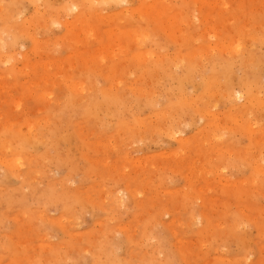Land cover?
<instances>
[{
    "label": "rangeland",
    "instance_id": "obj_1",
    "mask_svg": "<svg viewBox=\"0 0 264 264\" xmlns=\"http://www.w3.org/2000/svg\"><path fill=\"white\" fill-rule=\"evenodd\" d=\"M0 38V264H264V0H0Z\"/></svg>",
    "mask_w": 264,
    "mask_h": 264
},
{
    "label": "bare ground",
    "instance_id": "obj_2",
    "mask_svg": "<svg viewBox=\"0 0 264 264\" xmlns=\"http://www.w3.org/2000/svg\"><path fill=\"white\" fill-rule=\"evenodd\" d=\"M87 1H88V0H87ZM106 1H107V0H106ZM116 1H117V0H116ZM193 1H194V0H193ZM199 1H200V0H199ZM201 1H202V0H201ZM80 2L82 3V1H80ZM80 2H78V3H80ZM93 2H94V0H93ZM95 2H96V1H95ZM195 2H196V0H195ZM87 3H89V2H87ZM90 4L92 5V2H91V1H90ZM90 4H89V5H90ZM94 4H95V3H94ZM116 4H118V3H116ZM150 4H151V3H150ZM81 5H82V4H81ZM95 5H96V4H95ZM97 5H98V1H97ZM97 5H96V6H97ZM77 6H78V5H77ZM168 6H169V5H168ZM70 7L73 8L72 6H70ZM74 7H75V6H74ZM78 7H80V6H78ZM94 7H95V6H93V8H94ZM100 7H101V6H100ZM76 8H77V7H76ZM76 8H75V9L73 8V10H76ZM80 8H81V7H80ZM82 8H83V6H82ZM90 8H91V6H90ZM96 8H97V7H96ZM83 9H84V8H83ZM83 9L80 10L81 15H84V14L82 13V12H83V11H82ZM68 10H69V9H68ZM70 10H71V9H70ZM92 10H94V9H92ZM157 11H158V13H157L156 15H159V14H160V17L164 14V12L162 13L160 10H157ZM157 11H156V12H157ZM84 12H86V11L84 10ZM94 12H95V11H94ZM97 12H98V11H97ZM97 12H96V14H98ZM135 12H136V11H135ZM143 12H145V11H143ZM78 13H79V12H78ZM86 13H87V12H86ZM121 13H122V12H121ZM123 13H124V12H123ZM125 13H126V12H125ZM125 13H124V14H125ZM132 13H133V12H132ZM136 13H138V12H136ZM153 13H154V12H153ZM93 14H95V13H93ZM146 14H147V13H146ZM161 14H162V15H161ZM85 15H87V14H85ZM99 15H100V14H99ZM139 15H141V14H139ZM164 15H165V14H164ZM165 16H166V15H165ZM81 17H82V16H81ZM106 18H107V17H106ZM153 18H154V17H153ZM153 18H152V19H153ZM157 18L159 19V16H157ZM166 21L168 22V19H166ZM167 22H166V23H167ZM74 27H75V26H74ZM88 29H89V28H88ZM88 29H87V30H88ZM115 31H116V30H115ZM118 31H119V30H118ZM118 31H117V33H118ZM120 31H121V30H120ZM179 31H180V30H178V32H179ZM109 32H110V31H109ZM121 32H122V33L119 32V34H121V36H122V40H123L124 38H126V36H128V39L131 38V37L133 36V38H134L133 40H135L136 42H138V39H139V37H137V36L141 34V33H140V34H138V35L136 36V33H133V34H132V33H131L132 31H131L129 34H130V35L132 34V36H130V35H127L128 33L126 34L125 30H123V31H121ZM134 32H135V31H134ZM178 32H177V33H178ZM115 33H116V32H115ZM137 33H138V32H137ZM105 34H107V33H105ZM109 34H110V33H109ZM109 34H108V36H109ZM86 35H88V34H86ZM112 35H113V33H112ZM144 35H145V34H144ZM148 35H149V34H148ZM129 36H130V37H129ZM146 36H147V35H146ZM170 36H171V35H170ZM30 37H31V36H30ZM111 37H112V36H111ZM116 37H117V36H116ZM118 37H119V36H118ZM118 37H117V38H118ZM171 37H173V36H171ZM0 39H1V38H0ZM144 39H145V38H144ZM34 41H35V40H34ZM172 41H173V40H172ZM187 41H188V40H187ZM87 42H88V41H87ZM136 42H135V43H136ZM114 44H115V43H114ZM115 46H116V45H115ZM225 48H226V47H225ZM100 51H101V50H100ZM143 51H144V50H143ZM143 51H142V52H143ZM142 52L138 50L137 53H135L131 58H134V59L137 60L138 62H142V61L144 62V61H147L146 55H145V54H142ZM144 52H145V51H144ZM113 53H114V52H113ZM148 53H149V52H148ZM95 54H96V53H95ZM95 54H94V56H95ZM97 54H98V53H97ZM97 54H96V55H97ZM100 54H101V53H100ZM163 54H165V53H163ZM163 54H162V56H163ZM152 55H153V56H156V55L153 54V52H152L151 55H150V57H149L150 59L152 58V57H151ZM179 55L181 56V54H178V56H179ZM192 55H193V53H192ZM194 55H195V54H194ZM194 55H193V56H194ZM157 56H160V55L158 54ZM162 56H160V58H162ZM164 56L166 57L167 55H164ZM164 56H163V57H164ZM176 56H177V55H176ZM176 56L173 57V58H174L173 61H174V60L177 61L176 63H174L175 61L173 62V64H175V69H176V65H177V63H178V60H176V59H178V56H177V58H176ZM189 56L191 57L190 54H189L188 56H186V57H189ZM86 57H87V56H86ZM92 57H93V56H92ZM92 57H91V58H92ZM168 57H169V56H168ZM168 57H166L165 59H167ZM182 57H183V56H182ZM182 57H181V58H182ZM190 57H189V59H191ZM89 58H90V57H89ZM149 58H148V59H149ZM153 58H154V57H153ZM171 58H172V57L168 58V59H167V62H169L168 60L171 59ZM175 58H176V59H175ZM179 58H180V57H179ZM183 58H184V57H183ZM165 59H162V60L164 61ZM97 60H98V59H97ZM151 60H152V59H151ZM155 60H156V61H160L159 58H156ZM155 60H154V59L152 60V61H154L153 63L156 62ZM184 60H185V59H184ZM191 60H192V59H191ZM165 61H166V60H165ZM185 61H186V60H185ZM170 62H172V61H170ZM156 63H157V62H156ZM159 63H160V62H159ZM159 63H158V65H159L160 67H159V66H158V67H159V68L162 67L161 70L159 69V70L162 72V69H163V66H164V65L162 66V65H160ZM161 63H162V61H161ZM182 63H184V62H181V63H178V64L181 65ZM48 64H49V63H48ZM48 64H45L44 66L46 67V65H48ZM51 64H52V63H51ZM170 64L172 65V63H170ZM170 64H169V63L166 64V65L164 66V68L168 67L167 65H169V68H170ZM44 66H42V68H44ZM156 66H157V65H156ZM172 67H174V65H173ZM187 69H188V68H187ZM165 70H166V69H164L163 71H165ZM172 70H173V69H172ZM155 71H157V70L155 69L154 72H155ZM157 72H159V71H157ZM181 76H182V75H181ZM181 76H180V77H181ZM183 77H184V76H183ZM188 78H191V76L188 77ZM188 78H187V79L185 78V80L187 81ZM183 79H184V78H183ZM44 82H45V81H44ZM182 82H184V80H183ZM45 86H46V85H45ZM75 88H76V87H75ZM76 90H77V89H76ZM139 91H140V90H139ZM228 93H229V92H228ZM137 94H138V93H137ZM235 94H236V93H235ZM235 94H234V95H235ZM36 96H39V95L37 94ZM40 96H41V95H40ZM43 96H44V95H43ZM47 96H48V95H47ZM226 97H227V96H226ZM42 98H44V97H42ZM185 102H186V101H185ZM180 103H181V102H180ZM253 103H255V102H253ZM184 104H185V103H184ZM91 105H92V103H91ZM91 105H90V106H91ZM240 105H241V104H240ZM102 106H103V105H102ZM102 106H101V107H102ZM104 106H105V105H104ZM98 107H99V106H98ZM101 107H100V108H101ZM180 107H181V106H180ZM93 108H94V107H93ZM96 108H97V107H96ZM90 109H91V108H90ZM91 110H92V109H91ZM94 110H95V109H94ZM88 111H89V110H88ZM89 112H90L89 114H91V111H89ZM93 112H94V111H93ZM162 112H163V111H162ZM162 112H161V113H162ZM93 114H94V113H93ZM97 115H98V114H97ZM139 123L141 124V122H139ZM170 127H173V126H170ZM169 129H171V128H169ZM160 131H161V130H160ZM164 131H165V130H164ZM167 131L169 132V130L166 129V135H167V137H168V134H169V133L167 134ZM176 131H177V130H176ZM174 132H175V131H173V132L171 131L170 133H173V134L170 135V136L176 135V134L178 133V131L176 132V134H175ZM136 133H137V132H136ZM158 133L160 134L161 132L158 131ZM250 133H251V132H250ZM32 134H34V133H32ZM134 135H135V134H134ZM168 138H169V137H168ZM172 138H173V137H172ZM173 140H174V139H173ZM176 140H177V139H176ZM179 140L181 141L180 138H179ZM182 140H183V139H182ZM184 140H185V139H184ZM184 140H183V142H181V143H184V142H185ZM195 141H196V140H195ZM177 142H178V141H177ZM186 143H187V142H185V144H186ZM188 143H189V142H188ZM193 147H194V146H193ZM187 149H188V148H187ZM196 149H199V148H196ZM196 149H195V150H196ZM181 153H182V152H181ZM197 153H198V152H197ZM173 155H174V154H173ZM164 156H165V155H164ZM177 156H178V155H177ZM15 161H16V160H15ZM17 161H18V160H17ZM193 162H194V161H193ZM13 164H14V163H13ZM137 164H138V163H137ZM15 165H16V164H15ZM17 165H18V164H17ZM181 165H182V164H181ZM12 167H13V165H12ZM189 167H190V166H189ZM254 168H256V167H254ZM189 169H190V168H189ZM191 169H192V168H191ZM171 170H172V169H171ZM202 170H204V169H202ZM202 170H201V171H202ZM257 170H259V168H258ZM262 170H263V169H262ZM205 171H206V170H205ZM202 172H203V171H202ZM215 172H216V171H215ZM256 173H258V172H256ZM263 173H264V172H263ZM201 174H202V173H201ZM215 174H217V173H215ZM197 175H198V173H197ZM206 176H207V175H206ZM184 178H185V177H184ZM251 184H252V183H251ZM224 185H225V184H224ZM232 185H234V184H232ZM245 185H246V184H245ZM227 186H228V184H227ZM242 190H243V189H242ZM201 192H202V191H201ZM167 193H168V192H167ZM169 193H170V192H169ZM202 193H203V192H202ZM255 193H256V192H255ZM120 194H121V193H120ZM245 194H246V193H245ZM256 194H257V193H256ZM254 195H255V194H254ZM117 196H118V195H117ZM181 196H182V195H181ZM121 199H122V198H121ZM66 205H67V204H66ZM121 205H122V204H121ZM119 209H120V208H119ZM198 218H199V217H198ZM198 220H199V219H197V222H198ZM200 220H201V219H200ZM156 224H157V223H156ZM234 225H235V224H234ZM151 226H152V225H151ZM235 226H236V225H235ZM61 228H63V227H61ZM223 228H224V227H223ZM152 229H153V228H152ZM239 231H240V230H239ZM173 234H174V233H173ZM220 234H222V233H220ZM223 237H224V236H223ZM241 240H242V239H241ZM158 251H159V250H158ZM152 253H153V252H152ZM152 253H151V254H152ZM146 255H147V254H146ZM158 256H159V255H158ZM148 257H149V256H148ZM156 257H157V256H156ZM113 260H114V259H113ZM149 260H150V259H149ZM217 260H218V259H217ZM220 260H221V259H219V261H220ZM155 261H156V260H155ZM98 262H99V261H98ZM159 264H160V263H159Z\"/></svg>",
    "mask_w": 264,
    "mask_h": 264
}]
</instances>
